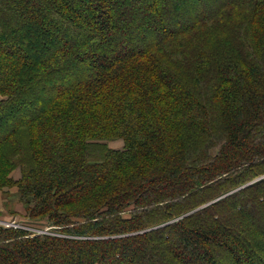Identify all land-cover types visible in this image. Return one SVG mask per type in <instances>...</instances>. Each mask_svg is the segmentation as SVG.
I'll list each match as a JSON object with an SVG mask.
<instances>
[{
  "label": "trees",
  "instance_id": "trees-1",
  "mask_svg": "<svg viewBox=\"0 0 264 264\" xmlns=\"http://www.w3.org/2000/svg\"><path fill=\"white\" fill-rule=\"evenodd\" d=\"M131 1L152 18L121 28L123 0H0V189L54 227L0 226V264L264 262V0H177L170 23ZM41 10L78 41L29 36ZM15 41L43 58L20 69Z\"/></svg>",
  "mask_w": 264,
  "mask_h": 264
},
{
  "label": "rangeland",
  "instance_id": "rangeland-1",
  "mask_svg": "<svg viewBox=\"0 0 264 264\" xmlns=\"http://www.w3.org/2000/svg\"><path fill=\"white\" fill-rule=\"evenodd\" d=\"M61 2V0H58ZM72 5L70 4V8L72 9V14L73 16H75L76 20L79 19V17L81 16L80 14L81 11L80 9L76 6L77 2H75V4L73 3L74 0H70ZM108 0H100L99 4L101 6H107L108 5ZM118 1V0H116ZM126 2V4L122 7L123 13L119 14L118 12L116 13V15L118 14L119 20H117V24H119V26L121 28L123 27H129L130 25V17L136 18L137 17V21L138 22H143V21H149L152 17H150V15H146L143 12V8H141V10H139V7L137 8V5L134 3H132L131 0H123ZM141 5L143 6L144 3L146 2V0H139ZM159 3L162 5L163 9L165 10V16L168 18L166 22L169 23L171 22L172 18L174 17V14L177 15L179 10H175V5H177V0H159ZM200 5H205L208 6V0H196L195 1V6L196 8H199ZM97 7V6H96ZM95 6L93 7L94 10H97L98 7L96 8ZM180 7L182 9H184V11H182L183 15L186 16V4L185 1L181 2ZM180 8V10H181ZM197 10V9H196ZM181 12V11H180ZM87 17L86 19H88V16L91 17L88 13H84ZM76 15H78V17H76ZM84 16V15H83ZM170 16V17H169ZM178 16V15H177ZM38 19L40 20V25L39 26H34V27H30L29 28V36H33L34 39L36 41L42 40V35H44L43 32H47L50 33L51 37H55L56 35L58 36V34H61L62 36H64V40H65V45L69 46L72 43L77 42L78 40H75L74 36L71 33H66V27L65 26H59L60 22L57 18H55V15L52 13H46L45 11L41 10L40 14H37ZM171 18V19H170ZM178 18V17H177ZM134 30V28H133ZM137 31V28L135 29ZM41 31V32H40ZM46 33V34H47ZM121 40L125 39V36L122 35ZM43 41V40H42ZM0 42H6L4 37H2L0 39ZM15 41V43H13L14 45H16L17 47H19V52L16 54L13 52V55L11 56V58L13 59H19L18 61H20L21 63V67L20 69L23 68V64H26L28 62H34V60H39V58H41L39 56V53L37 51H39L40 49L37 46H32L29 43L28 44H23ZM58 45V43H56ZM121 43L118 44L119 49H122L121 47ZM3 48L6 49V47L3 45ZM2 49V47L0 48ZM2 52V50H0ZM2 54H4V52H2ZM37 58V59H36ZM43 58V57H42ZM41 58V59H42ZM34 59V60H32ZM3 73H5V70L3 71ZM49 84V82H47ZM60 83V82H59ZM47 87L46 86H42L41 91L45 92V89ZM5 98V95H1L0 94V99ZM8 124L12 125L13 122L18 119H22V115L17 114L15 111L12 113V115H9L8 117ZM5 133L4 130L0 129V134ZM106 144L109 148L111 149H115V150H122L124 148V140L122 138H113V139H109L106 140ZM20 177V171L19 170H14V173H12V178L13 179H18ZM264 178V176L262 177ZM243 204V202H241ZM236 205V203H235ZM244 207V206H243ZM257 209L255 212L252 213L251 217L252 220L255 222L257 228H259L260 230H262V232H264V222L262 221L261 217H260V210ZM264 212V205L262 207L261 212ZM29 223H33L34 225H30ZM39 222L34 221L27 218L26 216V209L24 204L21 201V196L19 194V189L18 186L14 185V186H4L0 189V226H4V227H9L11 225L13 226H25L27 227V229H29L31 232L34 233H40V232H52L53 233V226L50 225H40L38 224ZM45 224V223H43ZM39 225V226H37ZM245 231H247L246 226L242 227L241 224L240 225H231L228 233L231 237L236 238V237H240L241 235H244ZM242 238H246L247 241L252 245V247L255 248L256 250V245L257 243L255 242V240L253 238H249L247 236H242ZM235 241V240H234ZM245 248V247H244ZM239 249L237 252L239 253V255H241L242 260H244V262L246 264H248L247 260L245 259V255H243L245 249ZM258 248V247H257ZM219 250V249H218ZM216 251V257L217 260L219 261V264H234L232 262V258L228 256L227 253H224L223 250L220 251ZM244 250V251H243ZM264 251V249H263ZM262 252V251H261ZM255 256V255H253ZM262 259H264V255H262ZM261 264H264V262Z\"/></svg>",
  "mask_w": 264,
  "mask_h": 264
},
{
  "label": "built area",
  "instance_id": "built-area-1",
  "mask_svg": "<svg viewBox=\"0 0 264 264\" xmlns=\"http://www.w3.org/2000/svg\"><path fill=\"white\" fill-rule=\"evenodd\" d=\"M18 226V225H17ZM17 226H15V227H17ZM9 227H13V225H11V226H9ZM40 233H43V232H40Z\"/></svg>",
  "mask_w": 264,
  "mask_h": 264
}]
</instances>
